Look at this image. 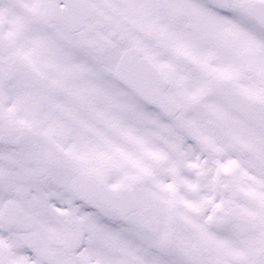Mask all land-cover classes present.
<instances>
[{
    "label": "snow or ice",
    "instance_id": "snow-or-ice-1",
    "mask_svg": "<svg viewBox=\"0 0 264 264\" xmlns=\"http://www.w3.org/2000/svg\"><path fill=\"white\" fill-rule=\"evenodd\" d=\"M0 264H264V0H0Z\"/></svg>",
    "mask_w": 264,
    "mask_h": 264
}]
</instances>
